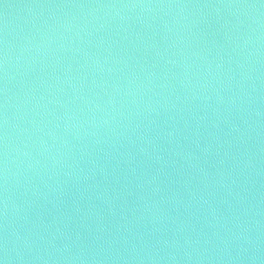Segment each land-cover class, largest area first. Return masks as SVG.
Instances as JSON below:
<instances>
[{"label":"water","instance_id":"obj_1","mask_svg":"<svg viewBox=\"0 0 264 264\" xmlns=\"http://www.w3.org/2000/svg\"><path fill=\"white\" fill-rule=\"evenodd\" d=\"M2 264H264V0H0Z\"/></svg>","mask_w":264,"mask_h":264},{"label":"snow or ice","instance_id":"obj_2","mask_svg":"<svg viewBox=\"0 0 264 264\" xmlns=\"http://www.w3.org/2000/svg\"><path fill=\"white\" fill-rule=\"evenodd\" d=\"M0 264H2V262H0Z\"/></svg>","mask_w":264,"mask_h":264}]
</instances>
